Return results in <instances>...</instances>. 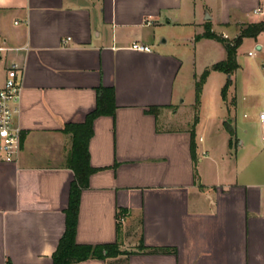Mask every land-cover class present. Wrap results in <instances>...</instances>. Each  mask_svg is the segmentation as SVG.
Masks as SVG:
<instances>
[{
  "label": "crops",
  "instance_id": "crops-1",
  "mask_svg": "<svg viewBox=\"0 0 264 264\" xmlns=\"http://www.w3.org/2000/svg\"><path fill=\"white\" fill-rule=\"evenodd\" d=\"M257 7L264 0H0V87L11 64L22 69L20 149L0 161V264H52L74 179L64 127L85 120L101 87L116 108L93 122L97 171L75 240L126 254L72 264H264V31L242 40L232 74L211 70L200 107L177 118L184 85L195 106V80L226 58L196 36L208 24L232 39L264 20ZM211 79L220 100L197 115Z\"/></svg>",
  "mask_w": 264,
  "mask_h": 264
},
{
  "label": "trees",
  "instance_id": "trees-1",
  "mask_svg": "<svg viewBox=\"0 0 264 264\" xmlns=\"http://www.w3.org/2000/svg\"><path fill=\"white\" fill-rule=\"evenodd\" d=\"M264 31V20L242 24L239 33L232 39L217 34L211 30L207 24L205 31L196 38H209L222 43L226 58L220 60L203 70L198 79L195 80V105L199 104L200 92L211 70L232 74L237 68L236 60L237 48L244 38H256ZM231 80L228 79L221 88V96L226 97V92ZM114 90L112 87H101L98 90L95 108L89 112L85 120L81 123L66 124L64 131L70 134L71 149L68 156V164L74 173V179L70 185L68 206L65 210V229L56 249L52 254V264H72L91 258L103 259L104 257H116L126 254L119 249L117 244H81L75 240L78 220V207L80 195L83 188L88 185L90 175L97 171L90 165L89 161V141L93 135V122L102 115L113 116L115 111ZM231 133V131H230ZM191 150H194L193 135L191 138ZM122 213L118 214V218ZM149 252H165L166 248H145Z\"/></svg>",
  "mask_w": 264,
  "mask_h": 264
},
{
  "label": "built area",
  "instance_id": "built-area-1",
  "mask_svg": "<svg viewBox=\"0 0 264 264\" xmlns=\"http://www.w3.org/2000/svg\"><path fill=\"white\" fill-rule=\"evenodd\" d=\"M254 13L262 14L264 9L257 7ZM130 48L142 52L151 51V47L142 42H133ZM21 89L22 69L20 65L13 63L6 70L4 83L0 87V161L14 160L20 149V127L14 123V117L19 111ZM259 118L264 120V113H260Z\"/></svg>",
  "mask_w": 264,
  "mask_h": 264
},
{
  "label": "rangeland",
  "instance_id": "rangeland-1",
  "mask_svg": "<svg viewBox=\"0 0 264 264\" xmlns=\"http://www.w3.org/2000/svg\"><path fill=\"white\" fill-rule=\"evenodd\" d=\"M210 1H212V0H210ZM246 49H247V46L243 45V46H241V50L240 51H243V50H246ZM212 55L216 56L214 53ZM208 57H211V55L208 54ZM217 57L218 56H216L215 58H217ZM3 60H4L3 58L0 60V70L3 67ZM188 81H189V84L192 83V80L190 78H189ZM215 85H216V80L215 79H211V81H209L210 90H209V92H208V94L206 96V100L210 104V107L208 106L207 109H201V111L199 113H197V115L201 116L204 113V111L208 112L209 111L208 108L210 109L211 106L213 107L214 106V102L216 100H218V99L220 100V97L218 95H216L214 93V91H213V88L215 87ZM190 87H191V91H192V89H193L192 86H188L187 83L184 85V96L183 97H185L186 100H185L184 104L181 106L182 111H180V115L177 118L183 117V115H185L187 117H190V116L195 114L194 109L197 108V107L198 108L200 107L199 105H195V106L189 105V102L192 101V95H191L190 101L188 100V98H189L188 89H190ZM220 96H221V93H220ZM175 122H176V124H179V125L182 124L181 122H177V121H175ZM120 255H122V254H120Z\"/></svg>",
  "mask_w": 264,
  "mask_h": 264
},
{
  "label": "water",
  "instance_id": "water-1",
  "mask_svg": "<svg viewBox=\"0 0 264 264\" xmlns=\"http://www.w3.org/2000/svg\"><path fill=\"white\" fill-rule=\"evenodd\" d=\"M207 18H209V17H207ZM257 49H259V46H257Z\"/></svg>",
  "mask_w": 264,
  "mask_h": 264
}]
</instances>
